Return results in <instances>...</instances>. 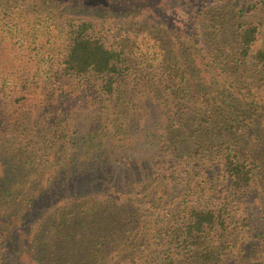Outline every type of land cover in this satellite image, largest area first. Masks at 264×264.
Returning <instances> with one entry per match:
<instances>
[{
  "label": "trees",
  "instance_id": "obj_1",
  "mask_svg": "<svg viewBox=\"0 0 264 264\" xmlns=\"http://www.w3.org/2000/svg\"><path fill=\"white\" fill-rule=\"evenodd\" d=\"M154 1L0 0V264H264V0Z\"/></svg>",
  "mask_w": 264,
  "mask_h": 264
},
{
  "label": "rangeland",
  "instance_id": "obj_2",
  "mask_svg": "<svg viewBox=\"0 0 264 264\" xmlns=\"http://www.w3.org/2000/svg\"><path fill=\"white\" fill-rule=\"evenodd\" d=\"M154 4H161V2L156 0ZM32 33V30L26 26L16 27L9 33L3 24L0 23V89L2 87L10 89L12 84L17 82L16 69H14V63L17 64V62L12 59L14 50L18 51L19 57L27 54V41L32 36ZM22 36H28L27 40L24 42L20 41L15 45L16 37L20 39ZM4 101V94L0 91V106L4 105Z\"/></svg>",
  "mask_w": 264,
  "mask_h": 264
}]
</instances>
